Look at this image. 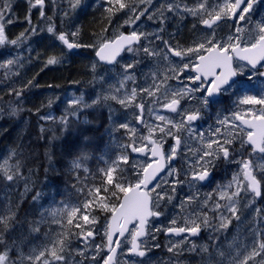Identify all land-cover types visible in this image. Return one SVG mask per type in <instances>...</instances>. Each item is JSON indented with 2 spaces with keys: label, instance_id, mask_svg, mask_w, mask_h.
<instances>
[{
  "label": "rangeland",
  "instance_id": "rangeland-1",
  "mask_svg": "<svg viewBox=\"0 0 264 264\" xmlns=\"http://www.w3.org/2000/svg\"><path fill=\"white\" fill-rule=\"evenodd\" d=\"M21 1L27 2V0H20V2ZM222 2L223 0H208V6H213ZM136 3V14L147 9L139 20H135L134 23H126L133 15L127 8L115 13L113 12L107 20L110 26L100 33L97 32L95 37H91L85 36L83 33L80 17H98L97 19H102V17L99 16L101 14L100 12L107 11L109 7L113 6L118 8V5H110L108 0H82L80 6L73 11L69 5V0H56L55 4H53L52 0H45L44 11L46 17H51V21L42 18L39 10L35 8L37 12L32 26L37 27L38 31L36 34L30 35V38L26 40L33 42V37H38L47 27L46 24H53L58 31L56 24L57 20H59L61 26H67L68 28V30L64 29L65 33L71 34L79 29L78 36L73 38L69 35V39L70 41L76 39L80 44L86 47L78 48V53L74 56L68 54L71 52L64 48L63 51L52 52V54L47 57L44 56V54L47 53H44L42 60H37V47L34 48L33 45L30 49L32 52L28 54L29 60L27 64L22 62L21 59L24 58L20 54L0 55V173H3L5 176V171H7V174L13 175L14 179L12 181H8L5 177L7 180L5 183L15 187V190H11V192L4 191L0 193V198L2 200L3 198L11 196L16 197L18 200L27 201L33 198L32 193L35 190V183L39 181V177L35 171L36 169H31L25 165L26 163L30 166L29 164L31 161L37 156L36 153L33 154L34 152L30 148L31 145H37L39 143L35 136L29 134L33 126L36 124L39 129L43 128L44 131L47 128L46 125L51 124L55 119L66 122L70 118H74L79 122H84L88 112H95L96 105L92 108L93 105L89 103L88 107H84L85 104H88L89 100H92V103L93 101L99 102V107H103L107 111L109 129H112V131H120V133L124 135V143L127 147L129 138L136 148L148 145L153 148L155 147L153 146L154 144H159L165 149V153L169 157L172 155V148L174 147L173 139L176 137L181 138L183 140V154H181L180 160L181 168L174 167V169L169 170V172L173 174H193L195 169L203 162L201 161V157L204 152H215L217 148L215 143L212 144L211 149L208 148V144L212 141H219L223 144L225 140L232 139L238 141L246 136L244 131L241 132L243 128L239 126V121L233 117V113L239 112L243 114L250 107L252 112L256 113L259 109L257 107L240 104L239 100L242 99L244 95H256L249 92L244 94L241 93V91L240 97L234 95L225 100L224 103H221L223 112L227 111V113H223L222 115L219 114L220 118L216 119L214 127L208 124L209 126L207 127L199 128V125L193 123L190 125L186 124L179 129L173 127L174 124H179L184 121V118L181 117L176 119L173 116L166 115L163 112V108L165 104L171 102L173 98L172 94L182 90L184 86L182 88L181 85L171 81V79H176V73L171 71V69L179 67L181 69L179 74L186 76L182 77V80H184L186 84H193V80L190 78H194V75L189 71L183 72V65H193V62L197 60L198 57L188 54L177 59L168 52L163 41H168L173 48L179 46V48L187 49L188 47H195L198 43L205 42V38H211L214 34V43H220L219 41H221V43H226L229 37L236 35V27L239 26L243 29L239 34L241 38L239 42L244 41L250 45L253 38L257 35L255 30L257 23L264 20V0L256 4L254 10L249 14V21L247 23L245 21L240 23V20H236L237 22L234 23V28L232 30L229 29L231 28L229 24L228 27L218 28L209 34L206 33L208 30L202 28V23L199 18L185 11V8L195 7L197 5V0H151L150 3H139V0H136ZM170 4L173 5V11L167 10ZM60 12L62 13L60 14ZM65 12H68L67 16L64 15ZM161 12H163V22H161ZM107 13L109 14L108 11ZM107 13L104 17L108 15ZM255 15H258L260 18H256ZM150 16L153 18L149 19ZM42 19H44V21H42ZM188 23H190L192 31L186 36H190L191 45H182L180 42L175 41V39H173V37L176 36L175 34L169 38L167 34H173L170 33L172 27L173 29L174 27L179 29V27L181 28ZM242 24H244V26ZM126 28H129L131 33L136 31L138 34H145L141 36V45L161 52V55L148 56L142 50L135 54L128 52L126 56L120 59L118 65L110 68L103 67L94 58L95 55L93 52L95 48L112 37L115 38L119 36ZM161 29L163 30L161 31ZM46 33L47 31H43L42 34L45 35ZM245 35L247 37H245ZM157 36L161 37V39H157ZM46 39L50 44L51 42L54 43V40H56L50 33H47ZM37 40L38 38L35 39V43ZM141 45L134 49H139ZM179 48L177 50H179ZM61 52H63L64 55L60 63L45 66L46 60L50 56H60ZM164 54H167V60L164 59ZM201 54H204V52ZM8 60H12L13 63L9 65L7 63ZM130 63L134 64V68L129 69L127 75L131 76L132 79H125L124 66ZM93 64L96 65L95 71L92 70ZM72 66L75 70H71ZM165 77L171 78L165 79ZM29 81H32L31 85H29ZM242 85L245 88L247 87L246 84ZM260 86L264 88V82L261 83ZM43 87L45 89H42ZM133 89L136 90L134 97L132 96ZM145 89L153 92L154 95L149 96L148 92L144 91ZM16 91H20L21 95L17 96ZM201 92L192 93L191 97L182 99L186 105L188 103V110H201L204 108L200 101L201 96L198 94ZM113 96L116 97V99H112L111 97ZM88 97H90L89 100ZM105 97L108 98L105 99ZM75 100H79L80 103L75 105L72 104V101ZM120 100H124L125 104H121L119 102ZM141 104L144 105L145 115L144 122L140 126L137 123L139 119V114L137 113L138 106ZM13 109H15L16 113L13 112ZM57 110L60 111L58 112ZM159 116L165 117V120H159ZM41 117H45V119H41ZM225 118H227L228 123H220V126V124L217 123L218 120L222 121ZM168 121L172 123H168ZM121 124H127L128 128H121ZM234 125H238L239 127H235ZM161 128L165 130L163 134L160 131ZM216 129L220 131L217 132ZM159 133H161L162 136H159ZM167 133L171 134L169 135ZM51 147L52 143L50 142V144L46 146V150L48 149L49 151ZM34 151L37 150L34 149ZM25 155H27V162H20V156L22 157ZM206 159L207 156L204 157V160ZM150 161L149 156L146 157L145 155L128 156L127 163L133 173V185H135L139 179H142L144 174L143 169L150 164ZM256 163H259V159ZM46 165L48 174H50L53 170L52 164L46 162ZM241 173L237 170L236 175L239 174L242 180L239 176H234L236 178L235 181L225 176V180L222 182L219 191L231 195L232 190L237 188V182L242 185L246 184L247 182L244 180L243 173L242 176ZM166 182L167 179L162 182L160 187H157V189L153 191L152 194L155 198H157V193L165 195L166 188L164 187L168 184ZM216 195L219 196L217 193ZM250 196V192H241V195L237 197L239 200L238 208L241 210L240 215L242 217V222L241 226L237 228L236 235H233L231 240L226 242L224 240L225 233L220 231L216 233L212 239L210 238L208 242L200 243V249L207 245L208 251L211 252H202L197 260H192L195 264H233V257H237V250H239V258H243V255L251 250L254 241L258 242L260 240L256 238L257 233L255 232V227L260 225L259 221L262 210L259 214H257L256 211L253 213L252 206L254 203L251 206L245 207L248 201L253 199ZM226 201L224 197L222 208H227ZM10 203L11 201L6 204L9 205ZM49 209L50 207H47V211H49ZM73 209L74 207L72 206L61 205L51 209L53 213H48V217L45 215L43 216L44 213H41L43 217L40 218L36 225L40 228L39 233L32 232L30 228V232L26 234L24 239L20 240V243H18L19 241L16 238H13V242L9 243V248L6 250L8 255L7 264H20L21 252L25 257L23 264H30L26 257L34 254L33 249L38 252L44 247L48 249H51L53 246L59 248L60 245L58 243L54 245L53 242L60 239H63L66 244L62 254L66 256L67 262L71 261L68 254L72 253L74 258L90 255L92 257L90 258L91 260L95 257V260L91 261V264H101V258L107 255V237L105 231L106 225L109 224L110 217L101 221L95 217L88 216V222H86L83 219L85 215L81 213L79 209L76 215L72 217V223L76 225L73 230L71 226L73 224L68 223L69 214ZM257 209L261 208L257 207ZM205 217L206 216L203 214L196 213L194 214V218H189L188 221H195L197 223V221ZM220 217L219 214L218 216L214 215L211 221L219 224ZM93 218L96 220L95 223H91ZM46 219L49 220L48 223H45ZM207 220L210 221L208 217ZM77 225H79V227ZM229 226L230 224L228 227ZM88 230H92L96 235L94 239H85ZM151 233L150 240L146 243V247L155 249L157 244L152 241L156 238L154 229H152ZM77 239L79 240V244H73L74 247H71L72 242ZM198 241L199 240L196 239L194 242H191V244H195ZM128 244L130 245L128 242L124 243L123 254L129 253L130 249L128 248ZM177 244L178 243L170 239L166 240V249L168 250L169 247L176 246ZM97 245L100 246L99 249H97ZM245 245L247 247H245ZM178 246H182V244L180 243L176 247ZM188 249L189 248L186 246L184 252H188ZM220 251L225 253L223 258L218 254ZM4 252L5 251H1L0 254ZM81 252H83V255H80ZM122 262L124 264H132L125 261ZM36 264H39V262H36Z\"/></svg>",
  "mask_w": 264,
  "mask_h": 264
},
{
  "label": "snow or ice",
  "instance_id": "snow-or-ice-1",
  "mask_svg": "<svg viewBox=\"0 0 264 264\" xmlns=\"http://www.w3.org/2000/svg\"><path fill=\"white\" fill-rule=\"evenodd\" d=\"M53 4L56 3V0H52ZM82 0H69V5L71 9L74 11L76 8H78L81 4ZM110 5H118V8L109 7L107 11L109 13H112L114 10L119 11L123 9H128L130 13H132V17H130L129 21H126V23H134L135 20H139L142 15L145 14L147 9H144L143 11H140L139 14L137 13V3L136 0H129V2H124V0H108ZM151 0H139V3H150ZM258 3V0H223L222 3H218L213 6H208V0H197V5L193 8H185V11L189 12L192 16L199 18L200 22L207 26L208 28H213L214 25H217V22L219 21H227L229 19L238 18L240 21H245L246 23L249 21V14L254 10V7ZM28 4V14L25 16V20L31 25V10L36 8L40 12V16L42 18H46L49 21H51V17H46V13L44 11V5L45 0H27ZM178 7V6H177ZM168 11H173V5H168L167 8ZM11 11V0H0V45H4L6 43H10L12 45H17L20 42H22L24 39H27L30 35H34L37 33L38 29L35 26H31L28 29H25L24 32H21L20 35L13 40H9L6 31H5V25L11 24L14 22V20L7 16V13ZM65 16L68 15V12L64 13ZM161 17L163 22V12H161ZM153 17H149V19H152ZM163 29H161L162 31ZM256 32L257 35L253 38V41L250 43V45L241 47L240 46V33L243 31V29L239 26L236 27V35L229 37L228 42L226 43H214V34L211 38H205V42H201L196 44L195 47H188L187 49H182L177 46V48H173L168 41H163L164 45L167 47L168 52H170L172 55L177 57H184L188 54H192L198 57L199 63L196 65V71L200 73L202 76H209L211 75L213 79L209 82L210 86L206 88H201V86L197 85L195 87H187L185 86L182 90H179L177 92H174L173 98L171 99L170 103L165 104V107L170 109L172 112H177L178 106L181 103V100L185 97H191L192 93L201 92L203 91L206 93V95H202L200 97L201 104L204 107H208L209 104L212 102V98L228 92L230 89L235 88L238 91H247L249 89H246L242 84L238 83V81L235 79L237 76L242 75L243 73L239 70L238 67H233V62L235 58H238L239 60H245L248 62L249 65H251L253 70L257 69V65H259L261 68H264V20L260 21L256 25ZM47 32L52 34V36L58 40L62 45L66 46L69 50H75L81 47H86L85 45L80 44L76 39H73L70 41L69 35L71 37L75 38L79 34V29H77L75 32H72L71 34L65 33L62 31H57L55 29V26L53 24H49L47 27ZM145 35L143 33H137L136 31H133L128 36L121 35L119 38V41L117 42V46L113 48L112 44L109 43H103L99 50L97 51L96 55L100 58L101 61H106L107 63H112L115 60L116 55L119 54V51L122 49L123 45H127V51L136 53L138 51H143L148 56H160L161 52H157L154 49H151L149 47L141 45L139 49H134L132 47L133 44L139 43L141 40V36ZM157 39H161V37L157 36ZM236 41V42H233ZM179 48V50H177ZM206 52L207 55H203L201 53ZM64 53L61 52L60 56H50L45 63V66L49 65H55L61 62V59L63 57ZM164 59L167 60L168 56L167 54H164ZM7 63L11 65L13 63L12 60H8ZM189 65L184 64L183 67L187 68ZM134 64H127L124 66V73H125V79H132L131 76L127 75V72L129 69H133ZM215 69H221V71L217 74ZM92 70H96V65H92ZM174 73H176V78H179V72L181 69L179 67L171 69ZM201 75H197L194 78H190L193 80V83L195 81H201V85L203 84V81L201 80ZM253 75H258L260 77H264V71H254ZM171 77H165V79H169ZM252 80V76H249V81ZM29 85H31L32 81L28 82ZM144 91L148 92V95H154L153 92L148 91L145 89ZM136 94V90L133 89L132 96L134 97ZM16 95L20 96L21 92L16 91ZM108 97H105L107 99ZM112 99H116V97H111ZM121 104H125L124 100L119 101ZM79 100L72 101V104H79ZM93 103H97V101H93ZM239 103L242 105H249L252 107H255L257 105L260 106L259 111L256 113L252 112L251 107L246 110L245 113H239L235 112L233 113V117L241 121L242 124L247 125L249 129H252L253 131H248L246 133V141L244 139H241V148L244 147V144H250L252 146L253 152H259L261 154H264V88H261L260 93L257 95H244L242 99L239 100ZM84 107H88V105H84ZM141 109H143V105H139ZM13 112H15V109H13ZM250 116V119H246L245 116ZM186 119L182 121L179 124H174L173 127L179 129L184 127L186 124L190 125L192 121H195L200 116V110L196 109L191 112L185 113ZM41 119H45V117H41ZM159 120L164 121L165 117L159 116ZM221 124L228 123L227 118H225L222 121H219ZM168 123H172L171 121H168ZM235 127H239L238 125H234ZM121 128H128L127 124H121ZM43 131V128L41 129ZM161 133H164V129H160ZM217 132H219V129H216ZM244 129H241V132H243ZM171 134V133H167ZM176 139V144H180V139L178 137ZM155 143V142H153ZM215 143L217 145V148L215 152L213 151H206L204 152L203 156L201 157V163L200 165V171L194 173L193 179L199 180V181H205L210 177V168L213 166L211 160H204L205 156L208 157H215L216 159L221 158V156L224 159H230L231 153L229 147H226L225 145H231L233 143L232 139L225 140L223 144H221L219 141H212L208 144V148H212V144ZM133 152H144L145 149L143 147L132 148ZM152 155L156 156L159 153L158 147L152 148ZM176 149L175 147L172 148V155H175ZM162 155V154H161ZM171 158V157H169ZM122 160L127 162L128 157L122 156ZM243 164V176L244 180L247 181L246 184L242 185L239 182H237V188L236 191L232 192L231 195H228L227 193H222V198L226 197L230 204L227 205V211L231 213V217H220V223L217 228H215V231H219L221 229H227L228 225L231 223L232 218H235L237 221L241 219L240 215V209L238 208L239 200H234L233 197H239L241 195V192L248 193L250 192L253 194V199L248 201V204L245 205V207L251 206L254 203L255 197H262L264 196V155H261L259 157V163L254 162L253 160H244L241 161ZM76 167H79L77 164ZM163 167L162 164H157L155 168L151 164L147 165L143 169L144 176L142 179H139L138 182L135 185H130L128 187H125L123 184L119 182L114 183V168H109L106 170V177H107V183L109 185H113L114 191H112V196H117L118 193L124 194V202L120 204L119 208H117L115 205H112L111 207L106 203H101L100 207L103 210L111 211L115 213L116 215L113 216L114 221L123 220V224L117 223L116 227H113V224L109 223L106 225V231L105 235L107 237V247L109 250V255H107L106 258L103 259V264H113L114 262V256L116 252V248L112 247V245L115 243L117 246H119L120 241H113L112 237L115 234L116 231L119 232V235L123 236L126 231H129L127 228V224L130 223L132 220H138V227H134L131 230V252L139 257H145L146 252L144 250H140V245L137 243V239L139 237H143L147 235L146 232V225L148 224V217H157L160 216L162 213L160 211H152L149 208L150 203V194L148 192H142L141 186L147 187L148 183L155 178L156 173L160 171V169ZM151 169V172L149 171ZM254 169L259 170V178H257V175L254 174ZM171 174V173H170ZM5 177L8 181H12L14 179L13 175L7 174V171H5ZM234 181L236 178H233ZM157 187H160V185H157ZM27 190V189H26ZM99 190H97L98 192ZM173 191L175 189L173 188ZM166 195V194H165ZM165 195H161L160 193H157V201L163 200L165 198ZM39 196V193H37L35 196H33V200H36ZM167 199L171 201L172 197L167 196ZM189 199H192L189 197ZM156 208H159V203L157 202L154 205ZM84 207H88V204L86 203ZM215 207L219 209L221 207L220 204H216ZM79 211V209H73L71 213L69 214L68 223L71 224L73 222L72 217H74ZM257 214L261 212V209H256ZM16 219L15 212L9 210V213L7 215L0 216V244H4V233L9 230V228L12 226L13 221ZM83 219L88 222V216L85 215ZM96 220L93 218L91 223H95ZM171 223L173 225L176 224L175 220H172ZM203 225L205 227L209 226V222L207 220V217L204 218L202 221ZM79 227V225H77ZM32 232L39 233L40 228L39 226H33L31 228ZM157 232L161 231V229H156ZM164 231H167L169 233H174L176 235H180L181 233H188L192 236H196L201 231V225L197 224L195 221L191 222V226L189 227H169L167 229H164ZM94 233L92 230H88L86 232L85 239L93 237ZM259 235L262 237L258 242L254 241V244L250 251H247L246 254L243 255V258H239V250H237V257H233V264H264V230H259ZM154 238V237H153ZM55 244H59L60 247L57 248L53 246L51 249H48L47 247H44L42 250H39L38 252L33 249V255H29L26 257V259L30 262V264H36V262H39V264H51V261L49 259V256L52 260L57 262H63V264H67V258L62 253L65 250L66 244L63 239H60L58 241L53 242ZM173 247H176L175 245ZM173 247H169L168 251L172 252ZM245 247H247L245 245ZM100 246L97 245V249H99ZM189 251H197V246L193 243L192 247L188 249ZM10 251V249H9ZM201 252H208V246L205 245L200 249ZM219 256L221 258L224 257L225 253L220 251ZM80 255H83V252L80 253ZM25 257L23 253L21 252V262L20 264H23ZM93 260H95V257H93ZM8 261V255L7 251H5L3 254H0V264H7ZM136 264H144L143 261H138Z\"/></svg>",
  "mask_w": 264,
  "mask_h": 264
},
{
  "label": "flooded vegetation",
  "instance_id": "flooded-vegetation-1",
  "mask_svg": "<svg viewBox=\"0 0 264 264\" xmlns=\"http://www.w3.org/2000/svg\"><path fill=\"white\" fill-rule=\"evenodd\" d=\"M261 2V0H258V4ZM264 6V4H263ZM36 12L37 10L34 8L31 10V25H29V23L25 20V16L26 14H28V4L26 1H21L20 0H11V11L7 13V16L11 17L14 22L11 24H6L5 26V31H6V35L8 37L9 40H13L16 39L21 32H24L25 29H28L32 26L35 16H36ZM256 18H258V15H255ZM82 20H84L85 17H81ZM260 18V17H259ZM239 20L238 18H233V19H229L226 22L225 21H220V23H217V25H214L213 28H208L205 25H201L202 28L208 30V32L206 33H212V31L218 29V28H226V26L228 27V25L230 24L231 28L229 29H233L234 28V23H236ZM42 21H44V19H42ZM244 21H240V23H242ZM185 23V22H184ZM58 27V31H62L65 32L64 29L62 28L61 24L57 23L56 24ZM244 26V24H242ZM46 26L48 27L49 25L46 24ZM110 26V24L108 22H106V25L103 29H101V31H103L104 29L108 28ZM47 27L43 30V31H47ZM186 28V29H185ZM43 31L41 32V34L38 37H33V42L30 40H26L24 39L22 42H20L17 45H12L10 43H6L4 45H0V55H11V54H20L24 59H21L23 63L27 64L28 63V54L32 52V50H30L33 45L34 48L37 47V55L39 54H44L49 52L50 49V43L49 41L47 42V33L45 35H43ZM101 31H98L99 33ZM191 27H190V23L182 26L181 28L179 27V29L177 27H172V30L170 31V33L173 34H167L169 36V38H171L174 34L177 36L173 37V39H175V41L180 42V44H184V45H191V39L190 36H186L188 35V33H190ZM130 29L126 28L123 33H121L119 36L115 37V38H111L107 41H105L104 43H109V42H113L115 41L117 38H119L121 35H130ZM219 37V36H218ZM245 37H247L245 35ZM30 38V36L28 37ZM38 40L35 43V39ZM222 38V37H220ZM40 41H44V42H40ZM40 42V43H39ZM221 43V41H219ZM53 43V42H51ZM141 40L139 42V44H133L132 47L133 48H137L141 45ZM54 45L57 44H61L59 41L54 40ZM158 44V43H157ZM62 45V44H61ZM249 44L243 42H240V46L241 47H245L248 46ZM40 46V47H39ZM101 46V45H100ZM100 46L96 47L93 54L95 55V59L97 60V62L99 64H101L103 67L105 68H110L113 67L115 65H118V62L120 61L121 58H123L124 56H126L128 54L127 48L125 49V51L121 54V56L118 58V60L116 61V63H114L113 65H105L102 64L97 56L96 53L99 50ZM64 48L71 52L72 54L77 55L78 53V49H76L74 52L68 50L64 45H62L59 49H56V46L53 47L54 51H60L61 49L64 50ZM30 50V51H29ZM36 50V49H35ZM92 55V54H89ZM172 55V54H171ZM203 55H207L206 52H204ZM93 56V55H92ZM174 56V55H173ZM175 58H181V57H177L174 56ZM145 63L147 64V61L145 60ZM264 63V62H262ZM145 64V65H146ZM198 64V58L197 60H195L193 62V65L191 64V66H188L187 68L183 67V72H190L192 75L197 76L199 75L196 72V65ZM34 65V63H33ZM25 66V65H23ZM239 66V70L243 73L242 75L237 76L235 79L238 81V83L240 84H246L247 85V91H241V93H252V94H259L260 90H261V86L260 84L264 82V77H260L258 75H253L254 71H264V68H261L259 65H257V69L253 70L251 65L248 64V62L244 61V60H239L238 58L234 59L233 62V67H238ZM215 71L217 72V74L221 71V69H215ZM249 76H252V80L249 81ZM179 77L181 78H176L171 79V81H173L176 84H179L185 87H195L197 85L201 86V88H206L210 86V81L213 79V77L211 75L205 77V76H201V80L203 81V84L201 85V81H195V83L191 84L188 80V82L191 84H186L184 80H182V77H186L184 75L179 74ZM1 88V87H0ZM42 89H45L44 87ZM159 93V92H158ZM157 93V94H158ZM199 96L202 95H206V93H204L203 91L201 93H198ZM234 95H236L237 97H240V91H236L235 88L230 89L226 93H222L214 98H212V102L209 104L208 107H204L203 109L200 110V116L197 120L192 121L191 124H196L199 125V128H204L209 126L208 124H211L212 127L215 126L216 124V119H219V114H223V113H227V111L223 112V107L221 106V103L231 97H233ZM156 97V95H155ZM90 99V97H88V100ZM92 100L88 101V104L91 103L93 106L92 108L97 109L100 105L99 102L97 103H92ZM104 103V102H103ZM104 105V104H103ZM142 105V104H141ZM188 103L186 105V103L184 101L181 100L180 105L178 106V110L177 112H172L170 109L166 108L164 106L163 108V112L166 115L169 116H173L176 119L179 118H184V120L186 119L185 113L186 112H191L194 110H188ZM258 109L260 108L259 105L255 106ZM103 108V107H102ZM104 109V108H103ZM105 112L107 113V111L105 110ZM16 113V111H15ZM169 113V114H168ZM139 114V119L137 121L138 125H142V123L144 122V115H145V111H144V105H143V109H141L138 106V113ZM17 118V117H16ZM246 119H250V116H245ZM219 120H218V122ZM239 126H242V128L244 129L245 134L248 131H253L252 129H247L244 124L241 123V121H239ZM221 126V124H220ZM30 135H33V130L29 133ZM163 134V133H162ZM161 133H159V136H162ZM180 139V144L177 145L176 144V139H173V143H174V147L176 149V153L175 155H170L169 158L168 155L165 153V149L162 148L159 144H154L153 146L158 147L159 148V152H161V154L158 155L157 158H154V156L152 155V147L150 145L143 147L145 149V156L148 157L151 160L150 164H154V163H158L159 162V158L160 155L164 157V162H165V171L164 173L158 178V180L156 182H154L149 189L146 188H141L142 191H147L150 194V197L152 199V211H160L162 214L160 216L157 217H152V219L149 221L148 226L146 228V232L148 233L146 235L145 238L141 239L139 242L140 245V250H144L146 252L145 257H139L135 254H131V240H132V236H131V230L134 227H138V223H136L135 225H133L130 229L128 234L122 239L119 240V237L116 239V241H120L119 244V251L118 254L116 255L115 258V262L113 264H124L122 261H125L127 263H132V264H136V262L138 261H143L144 264H195L194 260H197V258L199 257V255L202 254V252H200V248H199V244L200 243H205L208 242L209 239L213 238L216 233L224 232V240L230 241L231 238L233 237V235H236V231L237 228L239 226H241V222L242 219H240L239 221H237L235 218H232L230 226L225 230V229H221L219 231H215L214 229L218 227V223L212 222L211 219L214 215L218 214L220 216H225V217H231V213H229L227 211V208H222L223 204V198H222V192L219 191L222 182L225 180V176H228L229 179L234 180V176H239V178L241 179L240 175H236L237 170L239 171V173H243V164L241 163V161L244 160H253L254 162H257V160L259 159V157L261 154L258 151L257 152H253L252 151V146H250L249 144L245 143L244 147L241 148L240 144H241V139H244L246 141V136L244 138L237 140H233V143L231 145H225L226 147H229L230 149V153H231V158L230 159H224V158H219L216 159L215 157H208L206 160H211L212 161V167L210 168V177L208 179H206L205 181H199V180H194L193 179V175L196 172L200 171V166H198L195 169V172L193 174H176V173H171L169 172V170L174 169V167H180L181 165V154H183V149H182V139ZM135 147L134 144H132L131 139L129 138V144H128V151L130 154V157H134V154H132V152L130 151L131 148ZM244 153H243V151ZM203 163V162H202ZM181 168V167H180ZM241 173V176H242ZM254 174L257 175V178H259V172L257 169H254ZM144 176V174H143ZM143 178V177H142ZM167 179L168 183L167 185H165L164 188H166V192H165V198L163 200H159L157 201V198L154 197V195L152 194L153 191H155L157 189V185H161L162 182ZM242 180V179H241ZM247 182V181H246ZM134 184V183H133ZM132 184V185H133ZM173 188L175 189V191H173ZM236 191V188H234L232 190V192ZM219 194L218 195H216ZM225 193V192H224ZM124 195V194H123ZM167 196H171L172 199L171 201H169L167 199ZM218 196V197H217ZM189 197H191L192 199H189ZM251 198H253V194H251L250 196ZM226 198V197H225ZM234 200H237V197H233ZM226 207L227 205L230 204V201L226 198ZM159 203V208H156L154 205L156 203ZM121 203V202H120ZM216 204H220L221 207L219 209H217L215 207ZM257 207H260L262 210V214L260 216V225L255 227V232L257 233V240L261 239L262 237L259 235V230H264V196L262 197H255L254 198V205L252 206V210L253 213H255ZM118 208V207H117ZM196 213H200L205 215L206 217L209 218L210 221L209 222V226L205 227L202 223V220L197 221V224L201 225V231L198 235L196 236H192L188 233H181L180 235H176L174 233H169L167 231H164V229H167L169 227H189L191 226V222L188 221L189 218H194V214ZM114 213L111 214L110 219L112 217ZM242 218V217H241ZM172 220L176 221V224L173 225L171 223ZM218 221V218H217ZM110 223V221H109ZM73 230L74 227L76 226L71 225ZM214 228V229H213ZM78 229V227H77ZM152 229H154V233L156 232V229H161V231L156 232L155 235V239L152 240L153 242H155L157 244V247L155 249H153L152 247L148 248L146 247V243L150 240V236H151V232ZM75 235V234H74ZM73 235V236H74ZM96 237V235L94 234L93 237H91V239H94ZM76 238V237H75ZM172 240L176 243H178L177 245H179L180 243L182 244V246H178L176 248H173L172 252H169L166 249V240ZM196 239H198L199 241L197 243H195V245L197 246V251H185L186 246L188 248H190V246L192 247L191 242H194ZM211 241V240H210ZM130 243V245L128 244V248L129 253L128 254H123L124 252V243ZM73 244H79V240H75L72 242V246L74 247ZM212 244V241H211ZM176 245V246H177ZM213 245V244H212ZM113 247H117V245L114 243ZM211 252V251H208ZM107 255H109V253H107ZM107 255H104L101 259L102 262L101 264H103V259L107 257ZM69 258L71 259L70 262H67V264H91V260L90 258H92L90 255H83V256H79V258H74V255L72 253L68 254ZM49 259L51 261V257L49 256ZM89 259V260H88ZM51 264H63V262H57L52 260Z\"/></svg>",
  "mask_w": 264,
  "mask_h": 264
},
{
  "label": "trees",
  "instance_id": "trees-1",
  "mask_svg": "<svg viewBox=\"0 0 264 264\" xmlns=\"http://www.w3.org/2000/svg\"><path fill=\"white\" fill-rule=\"evenodd\" d=\"M124 1L129 2V0ZM113 8L116 7L113 6ZM100 13L99 16L102 19L88 17L83 21L80 17L85 36L95 37L97 32L105 27L111 13L108 14L107 11ZM106 13L108 15L104 17ZM57 23H60L59 20ZM62 28L68 30L67 26H62ZM55 46L59 49L62 45L51 43L49 52L44 56L59 52L54 51ZM42 58L43 54H39L37 60H42ZM71 70H75L73 66ZM46 127L44 131H40L41 129L36 124L33 126V135L39 143L31 145L30 148L37 156L31 161L30 166L25 163L27 167L36 169L39 181L35 183V190L32 194L33 196L36 193L40 195L36 200L28 199V201L18 200L13 196L3 198V200L0 198V216L7 215L10 209L15 212L16 216L12 226L4 233L5 242L0 244V252L9 248V243L13 242V238L20 243V240L30 232L29 229L37 225L40 218L44 215L48 217V213H53L51 209L61 205L80 209L84 215L101 221L110 217L113 212L103 210L100 207L101 203H106L110 207L112 205L118 207L123 193L112 196L111 193L115 189L113 185L107 183L105 174L109 168L115 169L114 183L119 182L125 187L133 184L132 170L128 163L121 159L122 156H130L124 143V135L120 131L109 129L107 114L102 107L95 109V112H88L84 122H79L74 118L66 122L55 119ZM50 142L52 147L48 151L46 146ZM26 159L27 155L20 156V162H27ZM46 162L52 164L53 170L50 174H48ZM77 164L79 167H76ZM5 181H7L5 176L0 173V193L15 190L13 185H8ZM10 201L11 203L7 205L6 203ZM86 203L88 207H84ZM47 207H50L49 211ZM41 213H44L43 216ZM48 222L49 220L46 219L45 223Z\"/></svg>",
  "mask_w": 264,
  "mask_h": 264
},
{
  "label": "water",
  "instance_id": "water-1",
  "mask_svg": "<svg viewBox=\"0 0 264 264\" xmlns=\"http://www.w3.org/2000/svg\"><path fill=\"white\" fill-rule=\"evenodd\" d=\"M217 23H220V21L219 22H217ZM207 27V26H206ZM123 36H128V35H123ZM120 38V37H119ZM119 38H117L115 41H113V42H110L111 44H112V46H113V48H115L116 46H117V42L119 41ZM136 44H139V43H136ZM66 47V46H65ZM128 46L127 45H123V47H122V49L119 51V54L118 55H116V57H115V60L112 62V63H107L106 61H101L100 60V58L97 56V58H98V60L102 63V64H105V65H113L114 63H116V61L118 60V58L121 56V54L125 51V49L127 48ZM69 50V49H68ZM76 50V49H75ZM75 50H70V51H72V52H74ZM245 61V60H244ZM247 62V61H246ZM198 63H199V60H198ZM196 70V69H195ZM197 72V71H196ZM198 73V72H197ZM199 75H201L200 73H198ZM202 76V75H201ZM247 129H249L248 127H247V125H244ZM250 145V144H249ZM251 146V145H250ZM130 151L132 152V154H134V155H136V156H140V155H145V151L144 152H133L132 151V148L130 149ZM160 154H161V152H159ZM159 155V154H158ZM158 155H156V156H154V158H157L158 157ZM157 164H162L163 165V167L160 169V171L159 172H157L156 173V176H155V178L154 179H152L149 183H148V185H147V187H144L143 185L141 186V188L143 187V188H146V189H149L150 188V186L154 183V182H156L157 180H158V178L164 173V171H165V162H164V157L163 156H161L160 155V158H159V162L158 163H154V164H152V166H153V168H155L156 166H157ZM149 171L151 172V169H149ZM142 191V190H141ZM142 192H147V191H142ZM124 202V195H123V197H122V199H121V203L120 204H122ZM120 206V205H119ZM119 206H118V208H119ZM151 206H152V199H151V197H150V203H149V208L152 210V208H151ZM114 215H116L115 213L112 215V217H111V219H110V223L111 224H113V227H116V224L117 223H120V224H123V220H119V221H114L113 220V216ZM152 219V217L150 216V217H148V223H149V221ZM136 223H139L138 222V220H132L130 223H128L127 224V228L128 229H130L133 225H135ZM147 226H148V224L146 225V228H147ZM128 232L129 231H126L125 233H124V235L123 236H121V235H119V232L118 231H116L115 232V234L113 235V237H112V239H113V241H116V239L119 237V240H122L127 234H128ZM146 237V235L145 236H143V237H139L138 239H137V243L139 244V242L138 241H140L141 239H143V238H145ZM108 243V242H107ZM114 245V244H113ZM113 245H112V247H113ZM116 248V252H115V256H114V262H115V258H116V255L118 254V251H119V246H117V247H115ZM106 252L107 253H109V250H108V247L106 246ZM109 254H111V253H109ZM131 254H134V253H132L131 252ZM113 262V263H114Z\"/></svg>",
  "mask_w": 264,
  "mask_h": 264
},
{
  "label": "bare ground",
  "instance_id": "bare-ground-1",
  "mask_svg": "<svg viewBox=\"0 0 264 264\" xmlns=\"http://www.w3.org/2000/svg\"><path fill=\"white\" fill-rule=\"evenodd\" d=\"M56 130V129H55Z\"/></svg>",
  "mask_w": 264,
  "mask_h": 264
}]
</instances>
